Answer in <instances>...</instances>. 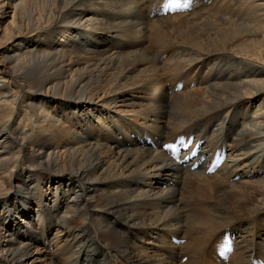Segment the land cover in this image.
I'll return each mask as SVG.
<instances>
[{
  "label": "bare ground",
  "instance_id": "obj_1",
  "mask_svg": "<svg viewBox=\"0 0 264 264\" xmlns=\"http://www.w3.org/2000/svg\"><path fill=\"white\" fill-rule=\"evenodd\" d=\"M11 1L0 264H264V0Z\"/></svg>",
  "mask_w": 264,
  "mask_h": 264
},
{
  "label": "rangeland",
  "instance_id": "obj_2",
  "mask_svg": "<svg viewBox=\"0 0 264 264\" xmlns=\"http://www.w3.org/2000/svg\"><path fill=\"white\" fill-rule=\"evenodd\" d=\"M11 2H12L11 0H0V51H2L3 49H6V47L8 48L12 43L18 42V40L22 39L25 35H27L26 28H23L19 32L17 31L16 27H14V24L12 23V20H13L12 13L8 8V5L11 4ZM157 7L158 6H156V8ZM146 46H149V45H146ZM177 156L180 157L181 155H177ZM164 186H165V183H164ZM233 238H234V235L232 236V239ZM182 240L183 239L180 238V241Z\"/></svg>",
  "mask_w": 264,
  "mask_h": 264
},
{
  "label": "snow or ice",
  "instance_id": "obj_3",
  "mask_svg": "<svg viewBox=\"0 0 264 264\" xmlns=\"http://www.w3.org/2000/svg\"><path fill=\"white\" fill-rule=\"evenodd\" d=\"M185 6H187V5H185ZM166 147H171L170 145H166Z\"/></svg>",
  "mask_w": 264,
  "mask_h": 264
}]
</instances>
